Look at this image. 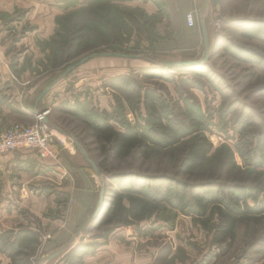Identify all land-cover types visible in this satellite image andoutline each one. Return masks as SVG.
I'll return each mask as SVG.
<instances>
[{
  "label": "rangeland",
  "instance_id": "1",
  "mask_svg": "<svg viewBox=\"0 0 264 264\" xmlns=\"http://www.w3.org/2000/svg\"><path fill=\"white\" fill-rule=\"evenodd\" d=\"M22 1L16 2L25 5L0 8V50L9 71V79L6 78L8 81L0 90V100L7 96L2 92L9 93L14 89L19 102L14 105L16 101L10 98L11 108L22 112L28 105L49 111L52 123L47 124L55 134L52 136L56 154L43 158L31 149L8 152L19 158L18 168L28 172V179L26 183H19L13 196L9 192L14 191L15 186L0 181V231L19 224L41 229L42 244L35 264L76 235L95 211L102 187L106 189V202L101 216L89 222L61 255L45 264H85L87 255L106 245L81 254L87 252V245L94 237L110 226L103 222L110 213V202L118 187L111 179L116 173L139 174L138 182L150 186L171 184V181L157 183L147 179L154 175L176 178L191 183L193 188L188 193L193 189L194 192L201 191L207 184L218 189L220 185L241 182L247 187L251 204H264V165L258 170L245 166L240 150V146L245 151L264 138V70L261 65L242 63L223 50L226 44L237 43L264 53V42L247 39L241 34L244 20L264 19V0H208L201 19V13H198L201 3L195 13L184 8L182 11L169 10L164 0H151L158 6L157 11L163 8L159 23L154 22V19L158 20L154 17L144 20L147 17L141 14L144 10L150 15L155 12L148 11L143 3L130 5L128 1L132 0H113L120 9L140 6L131 13L142 20L139 26L132 21L131 31L117 26V32L120 31L128 41L116 51L140 57H94L58 81L45 95L47 97L37 104L36 96L71 63L94 52H115L105 44L80 46L81 42L89 40L88 37L110 41L113 32L106 28L103 35H98V30L91 29V22L88 29L78 31L86 26V21L76 25L73 24L75 18L70 17L78 8L92 7L105 0ZM91 12L83 10L82 18ZM189 13L195 16L193 26L187 23ZM202 19L209 41V58L203 66L182 70L160 67L158 70L163 78H150L142 72L146 68H158L164 60H201L206 53ZM102 21L107 23L105 18ZM183 21L188 29L184 28ZM143 22L146 24L142 28ZM155 24L157 36L148 38V31ZM70 28H74L76 34L77 31L84 34L81 41H75L77 49L71 51L73 34ZM57 31L64 36L58 37ZM144 86H156L165 94L174 117L184 122L185 132L194 130L193 119L202 121L198 132L207 136L213 149L204 166L193 174L183 172L181 145L168 150L154 149L148 156L134 152L123 160L111 159L105 168L101 167L103 154L92 128L81 118L61 109L66 100H87L81 113L91 121L107 111L113 117L120 115L123 119L122 123L114 118L110 120L119 130L126 129L136 120L148 124V112L142 101ZM32 90L36 100L28 104L24 96ZM37 115L31 124L15 121L0 124V131L3 133L16 123L32 125L37 121ZM66 131L85 149L98 172ZM191 136L185 137L184 142ZM162 206L166 209L158 210V214L140 223L114 227L109 242H114L116 254L130 251L132 260L147 264H264V223H241L234 246L225 250L213 244V228L205 229L194 221L193 216L175 210L169 204ZM0 256V264H8L7 257L2 253Z\"/></svg>",
  "mask_w": 264,
  "mask_h": 264
},
{
  "label": "trees",
  "instance_id": "2",
  "mask_svg": "<svg viewBox=\"0 0 264 264\" xmlns=\"http://www.w3.org/2000/svg\"><path fill=\"white\" fill-rule=\"evenodd\" d=\"M130 7L132 6L120 9L113 0H105L93 4L92 7L78 8L77 11L70 14L71 18H75L73 24L77 25L80 21L83 24V21H86V24H84L86 26H82L78 31L88 29V23L91 22V29L98 30V35H103L106 28L111 29L113 32L110 41H98L96 38L88 37L89 40H85L81 44L78 42L80 46L86 45L85 48H88L105 44L115 52L121 50L119 48L128 40L124 39L120 31L117 32V26L121 25L131 31L134 26L131 21L138 26L140 21L142 22L141 19H136L131 14L133 10L140 9V6ZM162 9L151 15L144 12L145 10L141 14L143 16L147 15L144 20L154 17L158 18V20L154 19V22L159 23L161 14L163 16ZM83 10L92 12L82 18L85 15ZM102 18H105L107 23L103 22ZM145 24L143 22L142 28ZM70 31L73 34L72 43L69 46L71 51L74 48L77 49L75 41H81L79 39L83 38L84 34L80 35L78 31L76 34L74 28H70ZM157 31L155 24L148 31L147 37L157 36ZM241 34L247 39H258L264 42V19L244 20ZM56 35L58 37L64 36L61 31H57ZM128 35L130 36L131 33ZM140 35L143 38V33ZM53 40L54 38H52ZM148 41L154 43L153 40L148 39ZM223 50L227 55L242 63L261 65L264 70V53L255 48L229 43L223 47ZM160 67L168 68V66L161 65L158 68L143 69L142 72L150 78H163L164 76L158 70ZM194 68L198 69L197 67ZM179 69L182 70L183 68ZM179 69L170 68V70ZM142 99L143 106L148 112V124L136 120L135 123L127 125L124 130L116 129L110 123L113 118L122 123L121 116L113 117L107 111H104L93 121L89 120L88 116L81 113L87 100H66L64 101L65 104H63L64 102L61 104V109L70 115L81 118L92 128L103 154L101 167L105 168L107 162L111 159L123 160L134 152L148 156L154 149L168 150L179 145L182 146L181 149L184 152L182 169L185 174H193L203 167L213 146L206 135L198 132L201 129L202 121L193 119L191 124L194 125V130L185 132L184 122L174 117L171 104L165 94L156 86L142 87ZM189 135H192L191 138L184 142L183 139ZM240 150L245 166L257 170L263 167L264 138H261L255 146L245 151L240 146ZM260 157L261 159H258ZM140 177L136 173H116L111 176L112 182L118 187L110 202V213L103 222L104 225L110 224V226H107L103 233L94 237L93 242L87 245V252L81 254L96 251L101 245L107 244L110 235L114 232V227L137 224L158 214V210L166 209L165 206H162L163 204H169L175 210L193 216L194 221L205 229L213 228V244L223 247L225 250H230L234 246L237 239V228L241 223L255 225L264 223V204H251L247 198V187L241 182L227 184V186L220 185L218 189H215L212 184H207V186H203L204 188L201 191L194 192L193 189L188 193L187 191L193 188L189 182L164 175H154L147 179L157 183L171 181V184L168 186L160 184L150 186L140 184L137 180ZM41 244V229L31 225L19 224L16 227L0 231V253L9 259L11 264H35ZM81 247L79 246V248Z\"/></svg>",
  "mask_w": 264,
  "mask_h": 264
},
{
  "label": "crops",
  "instance_id": "3",
  "mask_svg": "<svg viewBox=\"0 0 264 264\" xmlns=\"http://www.w3.org/2000/svg\"><path fill=\"white\" fill-rule=\"evenodd\" d=\"M16 1L23 2L22 0H0V8L4 9H11L15 5H25L18 3ZM167 8L170 10L171 8L173 9H179V11H182L184 9H189L190 11H194L197 13V9L199 7V3H201V8L198 11L200 12L201 15L199 18L201 19L202 17V11H203V0H164ZM27 3V2H25ZM143 3V6L150 12H156L158 10V6L153 2V1H148V2H143L142 0H132L128 1V4L130 5H140ZM10 6V8H9ZM27 6V5H26ZM184 8V9H183ZM179 13V12H178ZM198 16V14H197ZM184 25L185 29H188L185 26V21L182 22ZM6 58H4L3 52L0 50V90L1 88L3 89L4 83L8 81L9 79V71L7 68V65H5L3 62ZM6 76V77H5ZM7 78V79H6ZM3 94H6L7 96L4 97L2 100H0V124H7L11 122H22L24 124H31L35 121L36 119V113L44 111V109H39L36 110L35 108H31L27 105V107H23L22 112H19V109H13L11 108V100L10 98H14L16 105L17 102H19L18 98L19 96L17 95V92H14V89H10L9 93L7 92H2ZM1 93V94H2ZM40 95V94H39ZM38 96L37 100L35 98V91L32 90L24 96L28 101L27 103H33L35 100L36 104L38 103ZM9 97V98H8ZM47 97V96H45ZM57 99V97H55ZM44 101V100H43ZM16 107V106H15ZM46 110V109H45ZM50 112L48 111V114ZM47 114V115H48ZM48 122H51V116L50 114L46 116ZM58 128V126H57ZM60 129V128H59ZM2 131H0V134ZM66 135L69 136V132H65ZM71 135V134H70ZM72 136V135H71ZM70 137V136H69ZM74 142H76L75 138L72 136ZM37 156V155H36ZM39 157V156H37ZM18 157H15L11 153L7 154H2L0 155V181L5 183L6 185L9 184V186H15L14 191L10 190L9 195L13 196L14 193H16L17 186L19 185L20 182H24L28 179V172L23 171L18 168ZM39 159H41L39 157ZM43 160V159H41ZM46 160L44 159V162ZM21 170V171H20ZM28 183V182H27ZM25 188V186L23 187ZM23 188H22V193H23ZM80 218V217H79ZM82 218L79 219V221ZM78 221V222H79ZM81 222V221H80ZM75 235H73L71 238H73ZM70 238V239H71ZM70 241V240H69ZM114 242H108L105 246L101 247L96 253L87 255L85 258V264H147V263H142L139 260L135 259L132 260L130 251H125L122 254H119L115 249L116 247H113ZM1 257V256H0ZM7 262L9 264L10 260L7 258Z\"/></svg>",
  "mask_w": 264,
  "mask_h": 264
},
{
  "label": "water",
  "instance_id": "4",
  "mask_svg": "<svg viewBox=\"0 0 264 264\" xmlns=\"http://www.w3.org/2000/svg\"><path fill=\"white\" fill-rule=\"evenodd\" d=\"M208 4V0H203V6L205 7ZM201 26H202V32H203V39H204V46H205V50L206 53L204 55V57L201 60H178V61H170V60H164L163 61V65L164 66H168L170 68L173 69H179V68H190V67H201L205 64L206 60L209 58V41H208V34H207V29L206 26L204 24V21L202 19L201 21ZM97 56H119V57H140V55H132V54H128V53H120V52H94L88 55H85L81 58H79L78 60L74 61L73 63H71L69 66H67L58 76V78L56 80H54L51 84H49L39 95L38 97V102L50 91V89L61 79H63L64 77H66L68 74L72 73L74 70H76L78 67H80L82 64H84L85 62H87L88 60L97 57ZM39 112L37 114H41L43 113ZM44 122H48L46 116L44 117ZM76 144L78 146V148L80 149V151L82 152V154L86 157V159L90 162V164L94 167V169L98 172V167L95 164V162L90 158V156L88 155V153L85 151L84 148L81 147V145L79 144V142L77 140ZM105 202H106V189L105 187H102L101 189V193H100V197H99V201H98V205L95 209V211L92 213V215L90 216V218L88 219V221L80 228V230L76 233V235L69 241L67 242L64 246H62L61 248H59L58 250L54 251L53 253L41 258L38 262V264H45L55 258H57L59 255H61L66 248L72 243V241L76 238V236L82 231L84 230V228L88 225L89 222L92 221H96L102 214V210L105 206Z\"/></svg>",
  "mask_w": 264,
  "mask_h": 264
},
{
  "label": "built area",
  "instance_id": "5",
  "mask_svg": "<svg viewBox=\"0 0 264 264\" xmlns=\"http://www.w3.org/2000/svg\"><path fill=\"white\" fill-rule=\"evenodd\" d=\"M187 23L195 24L193 13L187 15ZM48 111L37 115V121L32 125L16 123L0 135V155L16 150L31 149L43 158L52 157L56 154L53 143V132L44 117Z\"/></svg>",
  "mask_w": 264,
  "mask_h": 264
}]
</instances>
